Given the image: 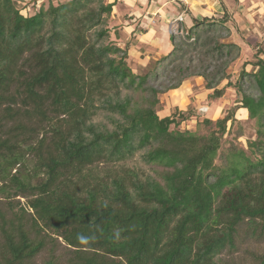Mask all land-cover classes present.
Returning <instances> with one entry per match:
<instances>
[{
  "label": "trees",
  "instance_id": "trees-1",
  "mask_svg": "<svg viewBox=\"0 0 264 264\" xmlns=\"http://www.w3.org/2000/svg\"><path fill=\"white\" fill-rule=\"evenodd\" d=\"M28 3L32 15L0 0V264H28L48 243L66 246L64 264H223L241 224L264 234L261 43L230 73L241 35L224 9L178 22L135 72L137 39L122 47L108 26L116 0ZM191 84L207 105L233 91L232 107L213 121L195 102L181 109L170 95ZM242 111L256 135L245 148Z\"/></svg>",
  "mask_w": 264,
  "mask_h": 264
},
{
  "label": "rangeland",
  "instance_id": "rangeland-1",
  "mask_svg": "<svg viewBox=\"0 0 264 264\" xmlns=\"http://www.w3.org/2000/svg\"><path fill=\"white\" fill-rule=\"evenodd\" d=\"M14 3L16 4V7L18 9L21 10V13L23 14H27V15H32L35 7L32 4L28 3V0H13ZM113 0H105V3L107 2H111ZM117 4L115 6V9L117 11L118 14V21H114L112 18H109L108 20V26L109 27H117L120 25V23L123 22V18L127 19L128 21L131 20L127 17L128 11L127 9L124 10L123 7H125L123 4L124 3H134V0H116ZM123 3V4H122ZM247 3H243L242 7H246ZM249 4V3H248ZM214 5L215 6H222L221 0H215L214 1ZM36 7H39V5H36ZM126 11V12H125ZM137 13H140L137 11ZM137 15H141L137 14ZM241 20V18L237 17V21ZM246 20L248 22V26L247 27H243L240 26L239 24H237L238 26V32L239 34L245 35V37L247 38L246 40H241V36H239L238 38H232L229 40H235L237 44H239V46L241 47V54H242V58L240 59V62L238 64H235L234 67L230 68L229 72H233L234 75H237V70L239 69V67L241 66V64L246 61V60H251V53L252 50L251 48H248V44L250 46H253L252 48L255 49L258 47L259 43H261V47L262 49L264 48V41L261 40V37L264 36V12H255L251 15H247L246 16ZM135 22H137L135 20ZM241 22H243V19L241 20ZM135 24V23H134ZM133 24V26H134ZM130 26V28H133L132 24H128ZM170 27L167 29V33H175L177 31V22H173L169 25ZM151 27H147V33L145 35H143V39L145 41H150V46L148 47L147 50L145 51V53H149V51L153 50V48H155V45H157L159 42L162 44L165 43V41H163V39H160L159 42L156 44V42L158 41L155 38V35L153 33L154 30L149 29ZM242 33V34H241ZM153 37V38H152ZM110 39H114L113 38V33H110ZM152 39V40H151ZM121 40V39H120ZM123 41V40H122ZM124 43V41L122 42ZM247 44V45H246ZM158 46V45H157ZM143 47V45L138 44L137 46H135V48H131L129 49V64L132 68L133 71H137V70H144L143 65L141 64V62L138 61L137 59V55L139 54L138 51L141 50L139 48ZM139 49V50H138ZM157 49V48H156ZM167 51V50H165ZM164 51V52H165ZM137 53V54H136ZM144 53V51L142 52ZM160 54H154L153 57L155 59H157L158 57H160ZM253 62H255V59L252 60ZM152 64H150L147 68L151 67ZM251 69V68H248ZM140 72V71H138ZM194 86H190L188 88L185 89V94L180 95V93H172L170 96H172L174 99H177V104L179 105V107L181 109H184L187 104H191L193 105L194 102L196 105V107L202 109V106H205V108H203V115H199L200 118L203 119V117L208 118L210 120H216L218 118H220L221 116H223L225 114V111L229 108L232 107L233 103V91L228 90L225 94V96L223 97V99L221 101H212L210 103V105L205 104L204 102H206V93L199 91L196 87L195 84H191ZM185 101H187V104H185ZM162 102V106H163V110H162V106H161V110L159 112V116L163 117L166 114H168L169 111V107L167 105V103L164 100H161ZM165 109V110H164ZM198 113V112H197ZM240 117V123L241 126L244 130V137L241 138L239 140V146L245 148V141L249 140H254L256 135H255V127H254V123L252 121H248L246 120V115L245 112H241L240 115H238ZM238 117V118H239ZM195 121H191L186 123L185 125L181 126V129H189L191 131L195 130ZM103 167V165H100L99 170ZM19 201L23 204L24 199L22 198H18ZM5 208V206H3ZM48 240V239H47ZM51 248V244H47L46 247L44 248V250H42L39 254L36 255V257L31 260L28 264H45L48 260L54 258L56 260V262H58L59 264H64L66 257L69 255L66 246L64 244H61V246H56L54 252L50 251ZM264 254V234L262 236H260V238H252L250 236V230L247 229V226L245 223L241 224L238 228L237 234L235 236V249H233L232 251L229 250H225L223 251V253L220 255V259L222 260L223 264H256L255 260H254V256H259Z\"/></svg>",
  "mask_w": 264,
  "mask_h": 264
},
{
  "label": "crops",
  "instance_id": "crops-1",
  "mask_svg": "<svg viewBox=\"0 0 264 264\" xmlns=\"http://www.w3.org/2000/svg\"><path fill=\"white\" fill-rule=\"evenodd\" d=\"M214 1L215 0H134V3H122L125 6L123 7L124 10L127 9L128 11L126 14H128L129 17L127 18L131 20L128 21L125 18L122 19L123 22L119 25L121 28V37L117 39V42L121 43V46L124 47L125 39L132 36L137 39V42L130 45L129 49L135 48L138 44L143 45V47L139 49H143L146 46L151 47L149 45L150 41H145L143 39V35L147 33V27L149 26L151 27L149 29L154 30L155 32L153 34L158 40L156 44L160 39L165 41L164 44L159 42L157 44L158 46L155 45V48L165 51L170 46L169 36L172 34L167 33V29L173 22H177V28L179 27V24L184 27H190V25L193 24L194 19L200 20L204 17L220 18L223 14V10L225 9L227 13L231 15L232 19L237 22V24L247 27V15H251L255 12H264L263 0H239V6H234L233 0H221V7L218 5L215 6ZM243 3H247V6L242 7ZM114 11L117 14L115 7ZM137 11L140 12L141 15H137L140 14L137 13ZM237 17L241 18V20L243 19V22H241V20L237 21ZM113 20L118 21V14L117 18ZM135 20L137 22H135ZM178 22L180 23L178 24ZM129 23L132 24V26L135 23L133 28H130L128 25ZM138 24H140V27L145 30L144 33L137 32L136 26ZM122 40L124 43H122Z\"/></svg>",
  "mask_w": 264,
  "mask_h": 264
}]
</instances>
